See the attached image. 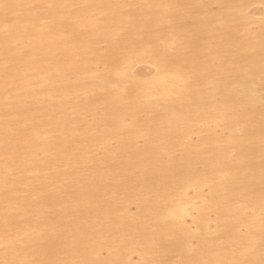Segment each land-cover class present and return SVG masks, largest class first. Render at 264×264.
Here are the masks:
<instances>
[{"label":"bare ground","instance_id":"1","mask_svg":"<svg viewBox=\"0 0 264 264\" xmlns=\"http://www.w3.org/2000/svg\"><path fill=\"white\" fill-rule=\"evenodd\" d=\"M0 264H264V0H0Z\"/></svg>","mask_w":264,"mask_h":264}]
</instances>
